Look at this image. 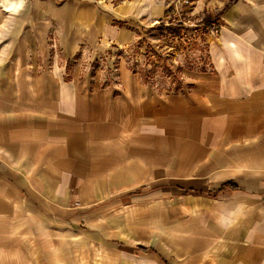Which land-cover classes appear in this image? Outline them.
<instances>
[{
  "label": "crops",
  "instance_id": "0c3cea01",
  "mask_svg": "<svg viewBox=\"0 0 264 264\" xmlns=\"http://www.w3.org/2000/svg\"><path fill=\"white\" fill-rule=\"evenodd\" d=\"M229 1L215 16L226 22L231 54L194 74L195 83L181 76L172 94L148 88L135 73H124L117 91L60 69L39 71L33 62L29 116L43 114L44 122L21 120L20 105L12 107V121L0 111V258L16 264L27 256L22 243L35 238L38 218L68 217L73 195L89 203L130 191L147 179L149 163L161 176L165 160L180 157V145L197 144L192 161L208 160L205 172L193 164L162 189L205 199L208 264H264V30L248 19L256 7ZM166 135L178 149L164 144ZM228 181L237 188L223 186ZM148 248L154 250H138L157 253Z\"/></svg>",
  "mask_w": 264,
  "mask_h": 264
},
{
  "label": "rangeland",
  "instance_id": "374dc122",
  "mask_svg": "<svg viewBox=\"0 0 264 264\" xmlns=\"http://www.w3.org/2000/svg\"><path fill=\"white\" fill-rule=\"evenodd\" d=\"M14 1L0 0V111L9 112L3 120L12 121L11 109L20 105L21 120L44 122L43 114L30 118L26 95L37 60L39 71L60 69L67 78L117 91L124 73L137 78L135 73L148 81L142 79L148 88L167 95L181 76L185 84L195 83L190 80L194 74L208 72L231 54L222 36L226 22L215 16L222 0H24L18 9L5 10L7 3L13 9ZM240 4L259 10L248 19L263 31L264 0ZM209 13L217 30L208 24ZM161 24L179 28L157 29ZM172 141L170 135L164 138L167 147L178 149L180 143ZM180 146V157L165 160L161 176H154L149 163L147 179L130 191L89 203L73 195L68 217L38 218L35 238L22 243L27 256L16 264H208L205 199L162 189L191 172L193 164L205 172L208 160L192 161L200 145ZM139 245L157 253H143ZM3 259L6 264L12 260Z\"/></svg>",
  "mask_w": 264,
  "mask_h": 264
},
{
  "label": "trees",
  "instance_id": "16d2710c",
  "mask_svg": "<svg viewBox=\"0 0 264 264\" xmlns=\"http://www.w3.org/2000/svg\"><path fill=\"white\" fill-rule=\"evenodd\" d=\"M234 1H236V0H230L229 1V3H231V2H234ZM228 3V4H229ZM213 23H215V21L213 20V22L212 21H210V19H208V24H213ZM216 24V23H215ZM181 25V24H180ZM216 26V28H219V24L217 25H215ZM172 28H173V30L174 31H176L179 27H173L172 26ZM171 28V26H169V25H167L166 27L164 26V25H160V26H157V29H166V30H170V29H172ZM141 78L144 80V81H147L146 79H144V77L141 75ZM148 82V81H147ZM176 87V88H175ZM174 88L175 89H173V90H175V91H178L179 89H180V87H181V81L179 82L178 81V84L175 86ZM223 186H229L230 187V189L232 188V189H235V188H237V185L236 184H234V182H232V181H228V182H226V183H224L223 184ZM138 249L139 250H141V251H144V252H148V251H153L154 249H152V248H148V247H143V246H139L138 247Z\"/></svg>",
  "mask_w": 264,
  "mask_h": 264
},
{
  "label": "built area",
  "instance_id": "2783aa9c",
  "mask_svg": "<svg viewBox=\"0 0 264 264\" xmlns=\"http://www.w3.org/2000/svg\"><path fill=\"white\" fill-rule=\"evenodd\" d=\"M211 26H212V28H214L216 30L218 29V28H216L215 23H213Z\"/></svg>",
  "mask_w": 264,
  "mask_h": 264
}]
</instances>
